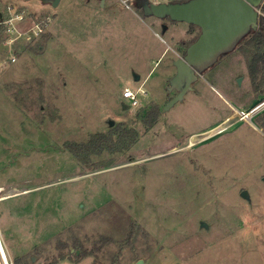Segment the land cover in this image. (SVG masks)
<instances>
[{"label": "rangeland", "instance_id": "1", "mask_svg": "<svg viewBox=\"0 0 264 264\" xmlns=\"http://www.w3.org/2000/svg\"><path fill=\"white\" fill-rule=\"evenodd\" d=\"M126 1L0 0V11L24 12V29L52 17L34 40L0 44V60H8L0 69L7 257L14 264L17 257L22 264H264V103L248 112L264 96L253 91L242 48L221 55L165 110L179 91L174 60L200 29L146 16L137 0ZM141 85L133 106L124 88ZM152 105L161 114L148 127ZM124 129L135 135L117 150L75 156L69 145L100 134L117 140ZM82 249L92 255L77 257Z\"/></svg>", "mask_w": 264, "mask_h": 264}, {"label": "water", "instance_id": "2", "mask_svg": "<svg viewBox=\"0 0 264 264\" xmlns=\"http://www.w3.org/2000/svg\"><path fill=\"white\" fill-rule=\"evenodd\" d=\"M57 7L61 0H42ZM264 0H186L161 1L138 0L146 16H156L160 19L184 21L197 25L200 29L198 37L190 43L182 56L174 60L176 73L172 77L173 87L179 91L175 94L165 110L169 109L192 88V83L202 76L205 68L213 65L218 58L231 51L250 28H257L260 19V6ZM104 4V0H102ZM165 24L163 30L166 31ZM135 79H140L135 75ZM260 102L248 112L263 104ZM111 125L114 121L111 120ZM243 197L250 199L247 190L242 191ZM203 227L208 228L205 221ZM34 260V259H33ZM139 259L136 264H142Z\"/></svg>", "mask_w": 264, "mask_h": 264}, {"label": "trees", "instance_id": "3", "mask_svg": "<svg viewBox=\"0 0 264 264\" xmlns=\"http://www.w3.org/2000/svg\"><path fill=\"white\" fill-rule=\"evenodd\" d=\"M261 9L262 13L260 15L258 27L250 28L249 31L239 40L237 45L233 48L235 49L236 47L240 46L246 56L247 70L256 97L264 96V2L261 5ZM6 35V26L4 24H0V44L5 41ZM193 41H191L190 43H192ZM160 114V107L158 105H152V107L147 111V115L145 116V119L143 121L144 124L148 127H152V125L160 117ZM260 120L262 121L264 126V121L261 118ZM134 135L135 131L133 129H124L117 140H114L113 135L100 134L95 139L91 140L89 143L69 142V145L75 156H79V153L82 152L81 150H84L83 152H87L88 154L100 153L105 149L117 150L119 148H123V145H129L132 140L131 138ZM135 224L136 223L133 222L132 228L129 233L130 236H132L134 232ZM101 237L103 243H109L114 241L113 238L110 236ZM75 254L77 255V257H86L92 255L90 252H87L83 249L81 250V254ZM61 259L64 258L56 259L51 264H56ZM116 260L117 258L113 260V264L116 262ZM21 262V257H17L15 259L16 264H22ZM25 264L32 263L26 261Z\"/></svg>", "mask_w": 264, "mask_h": 264}, {"label": "built area", "instance_id": "4", "mask_svg": "<svg viewBox=\"0 0 264 264\" xmlns=\"http://www.w3.org/2000/svg\"><path fill=\"white\" fill-rule=\"evenodd\" d=\"M155 2H161L158 0H152ZM172 1H186V0H172ZM128 6L129 4L126 3ZM25 21V14L23 11L15 8L13 5H7L4 11H0V24H4L6 26V40L5 43H13L18 40L19 37H22L25 41H32L37 36H40L45 32L46 28L49 26L52 21L51 16L43 17L42 19L35 20L29 23V25L24 29L22 28V24ZM22 23V24H21ZM25 25V24H24ZM12 34V35H11ZM15 35V36H13ZM16 35H19L16 37ZM17 38V39H16ZM17 44V43H13ZM12 44V45H13ZM10 62H15L17 60V54L13 50L9 53ZM7 62V59L0 60V69L3 63ZM138 92H144L142 85L137 88V90H133L130 87H125L123 91L124 98L130 101V104L133 106H138L140 104L138 99ZM243 111H239L240 116L236 121L242 116ZM5 258V257H4ZM4 264H14L12 259L8 257L3 260ZM38 264H44L40 262Z\"/></svg>", "mask_w": 264, "mask_h": 264}, {"label": "crops", "instance_id": "5", "mask_svg": "<svg viewBox=\"0 0 264 264\" xmlns=\"http://www.w3.org/2000/svg\"><path fill=\"white\" fill-rule=\"evenodd\" d=\"M123 2L126 4V3H128L126 0H123ZM104 3L105 4H103V5H106V3H107V0H105L104 1ZM127 5V4H126ZM135 14L143 21V22H145V17L146 16H142V15H140V14H137L136 12H135ZM203 74V73H202ZM239 109H242V108H238L237 109V111L239 110ZM239 111H241V110H239ZM236 112V111H235ZM236 114H239V112H237ZM251 114V113H250ZM231 116H232V114H230V116H228L227 117V120H228V118H231ZM239 116H240V114H239ZM244 119V118H243ZM237 120V119H236ZM235 120V122H238V121H236ZM0 237H1V240H2V242H3V240H4V238H3V233H2V230H1V227H0ZM3 238V239H2ZM5 241V240H4ZM6 245V244H5ZM3 250H4V252H3V254L5 253L6 254V250H5V247H4V242H3ZM0 255H1V257H2V249H1V247H0ZM6 256H7V254H6ZM2 259H3V257H2Z\"/></svg>", "mask_w": 264, "mask_h": 264}, {"label": "bare ground", "instance_id": "6", "mask_svg": "<svg viewBox=\"0 0 264 264\" xmlns=\"http://www.w3.org/2000/svg\"><path fill=\"white\" fill-rule=\"evenodd\" d=\"M0 247H1V244H0ZM2 249V248H1ZM1 252V251H0ZM2 257H3V259L2 260H4L5 258H7V256H6V254L4 253L3 254V250H2ZM5 257V258H4Z\"/></svg>", "mask_w": 264, "mask_h": 264}, {"label": "flooded vegetation", "instance_id": "7", "mask_svg": "<svg viewBox=\"0 0 264 264\" xmlns=\"http://www.w3.org/2000/svg\"><path fill=\"white\" fill-rule=\"evenodd\" d=\"M141 2V0H139ZM137 3H138V0H137Z\"/></svg>", "mask_w": 264, "mask_h": 264}]
</instances>
